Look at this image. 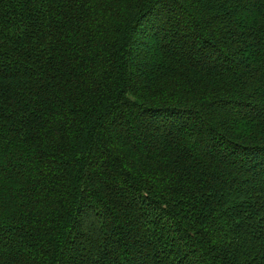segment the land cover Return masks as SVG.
Wrapping results in <instances>:
<instances>
[{"label": "trees", "instance_id": "1", "mask_svg": "<svg viewBox=\"0 0 264 264\" xmlns=\"http://www.w3.org/2000/svg\"><path fill=\"white\" fill-rule=\"evenodd\" d=\"M0 264H264V0H0Z\"/></svg>", "mask_w": 264, "mask_h": 264}]
</instances>
